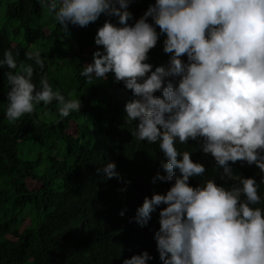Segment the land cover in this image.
Returning <instances> with one entry per match:
<instances>
[{"label":"clouds","instance_id":"clouds-1","mask_svg":"<svg viewBox=\"0 0 264 264\" xmlns=\"http://www.w3.org/2000/svg\"><path fill=\"white\" fill-rule=\"evenodd\" d=\"M39 3L64 31L69 24L86 27L101 14L117 18L99 27L95 44L103 47L80 75L91 84L114 73L135 97L125 105V121H138L134 138L158 143L165 157L166 175L157 172L153 183H174L166 194L146 196L132 218L144 227L167 205L159 211L154 234L162 264H264V197L259 193L264 177L259 182L238 177L228 186L213 177L193 187L190 178L206 168L193 161V151L177 147L200 140L203 153H210L229 178V162L255 164L264 172V0H155L134 24L129 23L132 0ZM161 36L163 51L171 55L153 70L146 61ZM24 55L44 69L39 50ZM19 56L13 46L0 58V67L10 69L5 72L9 121L32 113L41 102L55 101L61 118L80 112V97L54 90L47 74L37 87L33 64L18 62ZM116 169L115 162H107L97 171L106 180L122 179ZM153 259L144 251L123 264Z\"/></svg>","mask_w":264,"mask_h":264},{"label":"trees","instance_id":"trees-1","mask_svg":"<svg viewBox=\"0 0 264 264\" xmlns=\"http://www.w3.org/2000/svg\"><path fill=\"white\" fill-rule=\"evenodd\" d=\"M154 3L132 0L129 23ZM0 5L9 23L0 29V58L14 46L20 50L18 62L33 64L37 87L47 74L54 90L59 88L66 98L71 92L82 101L80 112L68 117L59 116L55 101L41 102L32 113L11 122L5 116V72L10 69L0 67V264H123L144 251L154 257L149 264H162L154 234L160 227L159 211L167 205L162 204L144 227L132 218L146 196L166 194L174 183H153L157 172L166 175L161 166L165 157L158 143L134 138L138 121H125V105L135 97L123 82L115 81L114 73L91 84L80 75L103 47L95 44L99 27L106 20L117 23V18L101 14L86 27L69 24L64 31L39 0H0ZM164 39L161 36L149 51L146 62L153 70L171 55L163 51ZM36 50L45 62L43 70L24 55ZM71 122L76 123L74 133H69ZM200 143L190 139L177 145L193 151V161L206 168L201 176L190 178L191 186L213 177L226 186L238 177L258 182L264 177L258 166L241 161L229 162L233 177L225 176L223 166L203 153ZM107 162L116 163L122 179H104L97 169ZM29 181L37 185L30 187ZM259 193L264 197V184Z\"/></svg>","mask_w":264,"mask_h":264},{"label":"rangeland","instance_id":"rangeland-1","mask_svg":"<svg viewBox=\"0 0 264 264\" xmlns=\"http://www.w3.org/2000/svg\"><path fill=\"white\" fill-rule=\"evenodd\" d=\"M8 24L9 23H7L5 20V6L0 5V29L4 27H9ZM39 113H40V117L43 118L44 117L43 111L40 110ZM51 119H54V118H51ZM74 132H76V123L71 122V129L69 130V133H74ZM28 184L30 185V187H35L37 185V183H34L32 181H29Z\"/></svg>","mask_w":264,"mask_h":264}]
</instances>
